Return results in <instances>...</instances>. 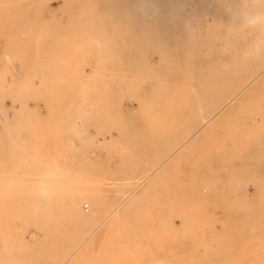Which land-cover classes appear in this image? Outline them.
Returning <instances> with one entry per match:
<instances>
[{
  "label": "rangeland",
  "instance_id": "374dc122",
  "mask_svg": "<svg viewBox=\"0 0 264 264\" xmlns=\"http://www.w3.org/2000/svg\"><path fill=\"white\" fill-rule=\"evenodd\" d=\"M77 249L264 264V0H0V264Z\"/></svg>",
  "mask_w": 264,
  "mask_h": 264
},
{
  "label": "bare ground",
  "instance_id": "6f19581e",
  "mask_svg": "<svg viewBox=\"0 0 264 264\" xmlns=\"http://www.w3.org/2000/svg\"><path fill=\"white\" fill-rule=\"evenodd\" d=\"M254 2H257L259 0H253ZM240 87V86H239ZM245 87V86H244ZM242 88V85H241ZM244 90V88H243ZM241 94V93H240ZM222 109V108H221ZM206 124V123H205ZM203 126V125H202ZM196 134V133H195ZM69 140V139H68ZM72 144V141H71ZM70 144V145H71ZM73 145V144H72ZM72 150V148H71ZM174 153V152H173ZM158 167V166H157ZM155 169V168H154ZM152 173V172H151ZM154 173V172H153ZM50 174V173H49ZM84 177V176H83ZM76 181V180H75ZM88 181V180H87ZM81 182V181H80ZM84 182V181H83ZM45 190V189H44ZM48 190V189H47ZM39 191V190H38ZM75 193L73 196H71L70 198V204L69 207L73 210L74 213L77 214L79 220L84 224H86L87 226L91 227L92 230L89 232L86 240H88L91 236L93 231V228L97 229L99 226H101L104 221H106V219L108 217H110L113 212L111 211L110 214L105 215L102 212L103 209V203L101 201V198L99 197V191L97 188L95 187H90V186H83L81 188H75ZM44 193V192H43ZM81 199H88L89 205L91 203V205H93V211L91 213H85L81 206L79 205V201ZM119 207V206H117ZM117 207H115V209L113 211H115L117 209ZM44 213V212H43ZM25 236V235H24ZM25 238V237H24ZM84 238V237H83ZM85 241V240H84ZM86 242V241H85ZM79 251V249L73 251L72 253H70L68 256H66L63 260L61 264H69L70 260L72 259V257ZM58 262V261H57ZM59 262H61V260H59ZM56 263V262H55ZM53 263V264H55ZM58 264V263H57Z\"/></svg>",
  "mask_w": 264,
  "mask_h": 264
},
{
  "label": "built area",
  "instance_id": "2783aa9c",
  "mask_svg": "<svg viewBox=\"0 0 264 264\" xmlns=\"http://www.w3.org/2000/svg\"><path fill=\"white\" fill-rule=\"evenodd\" d=\"M86 208H87V209L89 208V205H88V204L86 205Z\"/></svg>",
  "mask_w": 264,
  "mask_h": 264
}]
</instances>
